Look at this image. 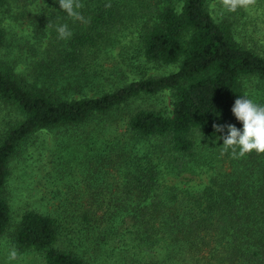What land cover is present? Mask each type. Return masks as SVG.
Listing matches in <instances>:
<instances>
[{
	"label": "trees",
	"instance_id": "1",
	"mask_svg": "<svg viewBox=\"0 0 264 264\" xmlns=\"http://www.w3.org/2000/svg\"><path fill=\"white\" fill-rule=\"evenodd\" d=\"M136 1L142 9L130 10ZM85 2L104 9L89 11L88 26L69 39H54L26 74L0 64V100L20 113L0 137V237L8 233L12 247L42 264H264V153L233 158L213 127L242 128L231 109L244 95L243 79L264 81V53L238 35L242 6L233 12L224 0H129L133 22L147 16L130 43L146 63L177 64L170 74L129 81L124 73L139 65L127 45L118 56L104 52L119 43L107 35L124 6ZM4 43L0 27V49ZM165 91L169 110L139 106L123 123L115 115ZM258 99L264 104V92ZM93 129L102 138H89L87 156L65 167L76 195L64 177L51 175L55 153L44 193L14 212L8 192L21 145L43 130L55 143ZM195 130L206 138L201 148ZM17 164L25 176L34 163Z\"/></svg>",
	"mask_w": 264,
	"mask_h": 264
},
{
	"label": "rangeland",
	"instance_id": "2",
	"mask_svg": "<svg viewBox=\"0 0 264 264\" xmlns=\"http://www.w3.org/2000/svg\"><path fill=\"white\" fill-rule=\"evenodd\" d=\"M85 1L87 0L79 1L81 7L78 11L84 17L81 21L62 11L56 0H4V4L0 9V27L5 34V43L0 49V64L3 66L10 65L17 73L26 74L30 66L41 59L49 44L51 47V42H54V39L60 40L56 31L57 26L67 24L73 34L76 29L80 27L83 29L88 26L87 21H90L91 16L87 17L86 14L89 11L91 14H100L104 9L102 7L95 12V7L98 4L96 2L86 4ZM215 3L218 2L215 1ZM262 3L259 0L255 2L245 0L242 11L239 12L240 14L237 13L241 18L239 20L238 35L241 39H244V44L247 47L258 53H264V5ZM119 4L123 5L124 8L120 10L119 15L116 14V21L110 27L111 29L107 35L108 38H113L115 41L119 39V43L116 42L115 48L113 47L111 51L105 49L104 52L114 53L115 56H118L120 50H123L121 45H127L125 50L129 52L130 57H133L131 61H135V64L139 65L135 68L136 70L129 68V71L124 73L129 81L140 77L167 75L176 71L177 64L146 63L139 47L136 46L137 44L130 43V41L135 39L138 31L140 32L141 23L147 16L142 14L141 18H137L136 24L133 22L136 17L133 20L129 18V0H119ZM130 5V10L140 11L142 9V5L138 1L132 2ZM51 17L54 19L52 20ZM41 25L43 26L41 27ZM104 86L105 89L109 88L108 84ZM262 92H264V81L255 76L243 79L244 95L258 103V98ZM169 100L167 91L155 96H142L123 106L115 115L117 118H121L120 122L123 123L132 110L139 106L167 108L169 110ZM19 117L20 113L14 104L0 100V137L18 121ZM89 133L91 134L79 137L58 138L54 143L53 134L43 130L36 133L33 141L30 139L31 141L24 142L21 145L20 153L12 163L13 173L10 177V192H8L14 212L19 213L27 202L34 205V202L44 193V177L48 170L47 167H50L47 161L50 155L53 156L55 153L57 158L55 156L54 161H50L51 175L62 179L64 177L66 186L70 190L69 195H76L75 190L77 187L73 186L72 181L65 176V167L70 166L68 161L71 157L75 155L87 156L89 138H94L97 141L102 138L100 129H93ZM192 139L198 148L205 145L206 138L198 130L192 133ZM38 147L40 150H38ZM27 158L28 161H33L34 164L32 167H28V173L25 176H20L16 173L17 163ZM12 197H15L14 200H12ZM16 219V217H13L12 221L14 222ZM10 230H12V227ZM9 239L8 233L0 237V264H42L38 255L18 251L10 245ZM90 246L92 249V245ZM12 253H15V256Z\"/></svg>",
	"mask_w": 264,
	"mask_h": 264
},
{
	"label": "clouds",
	"instance_id": "3",
	"mask_svg": "<svg viewBox=\"0 0 264 264\" xmlns=\"http://www.w3.org/2000/svg\"><path fill=\"white\" fill-rule=\"evenodd\" d=\"M244 2L245 0H224V6L234 12ZM56 3L67 15L83 21L84 17L78 11L81 7L79 0H56ZM56 31L59 39H67L72 35L67 24L57 26ZM231 111L236 120L242 123V128H237L234 124L213 125L216 132L222 134L217 139L223 140L224 150L231 149L233 158L252 151L264 153V104L257 103L246 95H240ZM12 255L15 256V253Z\"/></svg>",
	"mask_w": 264,
	"mask_h": 264
}]
</instances>
